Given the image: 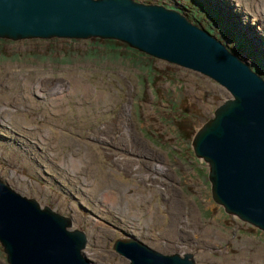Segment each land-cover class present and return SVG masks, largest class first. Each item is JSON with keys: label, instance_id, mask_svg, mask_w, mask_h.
<instances>
[{"label": "rangeland", "instance_id": "374dc122", "mask_svg": "<svg viewBox=\"0 0 264 264\" xmlns=\"http://www.w3.org/2000/svg\"><path fill=\"white\" fill-rule=\"evenodd\" d=\"M139 1L189 14L264 77V31L249 35L264 9H234L235 0H227L231 13L226 0ZM120 43L0 38V177L70 217L87 235L92 264H127L112 245L131 235L164 254L191 253L195 264H264V231L212 199L208 166L191 146L229 92ZM77 77L86 85L76 86ZM14 113L29 122L7 120ZM0 264H8L1 244Z\"/></svg>", "mask_w": 264, "mask_h": 264}, {"label": "water", "instance_id": "95a60500", "mask_svg": "<svg viewBox=\"0 0 264 264\" xmlns=\"http://www.w3.org/2000/svg\"><path fill=\"white\" fill-rule=\"evenodd\" d=\"M0 38L116 40L219 83L230 96L197 128L191 146L208 166L212 199L264 231V77L182 10L139 0H0ZM71 227L70 217L0 177L8 264H92L83 252L86 233ZM112 248L127 264H195L191 253L164 254L133 236Z\"/></svg>", "mask_w": 264, "mask_h": 264}, {"label": "bare ground", "instance_id": "6f19581e", "mask_svg": "<svg viewBox=\"0 0 264 264\" xmlns=\"http://www.w3.org/2000/svg\"><path fill=\"white\" fill-rule=\"evenodd\" d=\"M231 1V0H230ZM250 1V0H249ZM252 1H254V3H249L248 2V0H235V5L234 4H231V5H233L234 6V9H235V7H236V5H240V2L243 4V6L245 7V9H247V7H249L250 5H253V8H255L258 12H259V14L261 13L260 12V10H262V9H264V3L262 2L261 4H257L258 3V1L257 0H252ZM232 2V1H231ZM230 2V3H231ZM217 3V2H216ZM222 3V2H221ZM226 3L227 4H224V8H226V9H224L226 12H227V9H228V12H230L231 13V11L230 10H234V9H229V1H227L226 0ZM233 3V2H232ZM219 6V5H218ZM242 6V7H243ZM250 8V7H249ZM242 9H244V8H242ZM243 12V11H242ZM241 12V14L240 15H242V17H244V19L243 20H245L247 17L244 15V14H246L245 12H243L242 13ZM233 13V12H232ZM255 13V12H254ZM233 14H236L235 12L233 13ZM248 14V13H247ZM262 14V13H261ZM237 15H238V13H237ZM240 15H238V16H240ZM263 15V14H262ZM258 16V15H257ZM249 17V16H248ZM252 19V18H251ZM258 19H259V21L258 20H256L257 21V23L255 24V25H253L252 26V28L249 30V31H251V33L249 34V35H251L252 36V34L253 33H255L256 32V28L258 27V30H261L260 31V33H258L257 32V34H261V32L262 31H264V17H258ZM238 22H240L239 21V19H238ZM244 22V21H243ZM253 22V21H252ZM259 22V23H258ZM241 23V22H240ZM256 43V42H255ZM238 55V54H237ZM25 78V77H24ZM7 81V80H6ZM75 82V85L76 86H78V85H80V83H83V84H85V83H87L82 77H77L76 78V80L74 81ZM21 83V82H20ZM21 85V84H20ZM86 85V84H85ZM24 86V85H23ZM26 86V85H25ZM28 87V86H27ZM31 88V87H30ZM32 93V92H31ZM28 94V93H27ZM28 97V96H27ZM60 99V98H59ZM11 113V112H10ZM5 119V118H4ZM1 120V119H0ZM7 120H9V121H18V123L19 122H29L28 120H26L25 119V117L24 116H19V115H15V113H14V115H12V116H10V118L9 119H7ZM6 123V122H5ZM26 123H24V124H26ZM7 124V123H6ZM12 124V123H11ZM15 124V123H14ZM20 124V123H19ZM23 124V123H22ZM18 125V124H17ZM16 125H14V127H15ZM31 126V125H30ZM22 128V127H21ZM22 133H23V131H22ZM111 137H113V136H111ZM117 137V136H116ZM120 137V136H119ZM136 139V138H135ZM34 143V142H33ZM123 160V159H122ZM74 165H72V167H73ZM69 167H70V165H69ZM75 167H73L72 169H74ZM69 170V169H68ZM75 170V169H74ZM70 171V170H69ZM164 171V170H163ZM71 172V171H70ZM74 172V171H73ZM68 176V175H67ZM68 178V177H67ZM74 178V177H73ZM75 179H77V178H75ZM69 180V179H68ZM70 181V180H69ZM68 181V182H69ZM76 182V181H75ZM125 192V191H124ZM127 192V191H126ZM126 194V193H125ZM94 196V195H93ZM84 197V196H83ZM126 197V196H125ZM77 198V197H76ZM88 198H90L89 197V195H88ZM131 198V197H130ZM142 198V196H136V199L137 200H140ZM97 199V198H96ZM105 199L107 200L108 198L107 197H105ZM104 200V199H103ZM84 201V200H83ZM93 201V200H92ZM91 201V202H92ZM98 201V200H97ZM129 201H130V199H129ZM86 202V201H85ZM107 202H109V204L107 203L106 205L110 208L112 205L113 206H116L115 204L116 203H114V202H111V201H107ZM106 203V202H105ZM98 204H100V203H98ZM104 204V203H103ZM102 204V205H103ZM92 206V205H91ZM118 206V205H117ZM127 206V205H126ZM89 208H90V206H89ZM105 208V207H104ZM112 208V207H111ZM124 208V210H126V207H123ZM106 210V209H105ZM110 210V209H109ZM103 211V210H102ZM118 212H120V209L119 210H117ZM129 211V210H128ZM130 212V211H129ZM134 212V211H133ZM98 213V212H97ZM139 214V213H138ZM138 214H136V215H138ZM148 214V213H147ZM103 215V214H102ZM107 215V214H106ZM113 215V214H112ZM135 215V214H134ZM126 216V215H125ZM149 216H151L152 217V213L150 212V214H149ZM120 217V216H119ZM131 217H132V215H131ZM109 218H111V217H109ZM108 218V219H109ZM112 219V218H111ZM128 219V218H127ZM130 219V218H129ZM113 221V220H112ZM121 221V220H120ZM122 222V221H121ZM127 222V221H126ZM73 223V222H72ZM108 223H109V221H108ZM147 223V222H146ZM148 223H149V221H148ZM113 224V223H112ZM115 224V223H114ZM113 224V225H114ZM124 224H125V222H124ZM129 224V223H128ZM150 224H151V222H150ZM74 225V224H73ZM109 225V224H108ZM139 225V224H138ZM146 225V224H145ZM117 226V225H116ZM128 226V225H127ZM137 226V225H136ZM140 226V225H139ZM138 226V227H139ZM152 226V225H151ZM150 227V226H149ZM119 228V227H118ZM137 228V227H136ZM140 228V227H139ZM147 228H148V226H147ZM121 229V228H120ZM134 229V228H133ZM137 230V229H136ZM123 231V230H122ZM129 231V230H128ZM133 231V230H132ZM145 232H146V230H144ZM152 231V230H151ZM86 232H88L89 233V231H86ZM126 232V231H125ZM136 232V231H135ZM139 232V231H138ZM150 231H147V233L146 234H148ZM130 233V232H129ZM142 234H143V232H141ZM128 234V233H127ZM131 234H133V233H131ZM139 234H140V232H139ZM89 235V234H88ZM136 235H138V234H136ZM132 236V235H131ZM125 237V236H124ZM140 239V238H139ZM142 239V238H141ZM149 240V239H148ZM93 242V241H92ZM88 246V243H87V245L85 246V248ZM84 248V249H85ZM90 248H91V246H90ZM96 248V247H95ZM94 248V249H95ZM83 249V250H84ZM86 250V249H85ZM94 251V250H93ZM87 252V251H86ZM85 252V253H86ZM88 255V254H87ZM90 256V255H89ZM93 258V257H92ZM94 258H95V254H94ZM194 258V257H193Z\"/></svg>", "mask_w": 264, "mask_h": 264}, {"label": "trees", "instance_id": "16d2710c", "mask_svg": "<svg viewBox=\"0 0 264 264\" xmlns=\"http://www.w3.org/2000/svg\"><path fill=\"white\" fill-rule=\"evenodd\" d=\"M187 15V14H186ZM189 18H191V16L188 14L187 15ZM193 17H195V13H193V15H192ZM106 42H116V43H120V42H118V41H112V40H106ZM120 44H122V45H125V44H123V43H120Z\"/></svg>", "mask_w": 264, "mask_h": 264}]
</instances>
